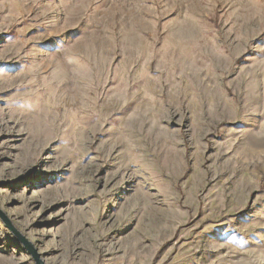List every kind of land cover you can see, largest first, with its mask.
Returning <instances> with one entry per match:
<instances>
[{
    "label": "rangeland",
    "instance_id": "1",
    "mask_svg": "<svg viewBox=\"0 0 264 264\" xmlns=\"http://www.w3.org/2000/svg\"><path fill=\"white\" fill-rule=\"evenodd\" d=\"M0 1V264H264V0Z\"/></svg>",
    "mask_w": 264,
    "mask_h": 264
},
{
    "label": "bare ground",
    "instance_id": "2",
    "mask_svg": "<svg viewBox=\"0 0 264 264\" xmlns=\"http://www.w3.org/2000/svg\"><path fill=\"white\" fill-rule=\"evenodd\" d=\"M10 1H13V0H10ZM20 2L26 3L27 0H20ZM3 6L6 7L5 11L8 12L9 9L7 8L5 4H0V9L4 8ZM2 18H6V16L4 15L3 17H1V19ZM13 54L14 52L12 50L8 51L7 49H4L2 55L3 57L7 58V57H11ZM41 67H44V66L40 65L37 68V70H33L30 73V76L28 78H32L33 81H35L37 85H39L40 87H45L46 83H48L49 81L46 82L45 80H43V77L40 76L39 71L41 70ZM17 80L19 79L16 77H13L10 80H4L0 82V89L4 87H8L11 84H14L15 81ZM53 86L56 89V91H59L58 94L55 96V101L52 102V104H55L54 108L56 106H60V101L62 97L61 91H65L66 94L70 93L71 95L70 103L66 104L64 106V109L61 108L60 106L59 110L52 109V111L46 112V113H44V109L42 108L35 110L33 114L34 113H37V114L33 115L34 116L33 119L29 121L30 124H27V122L21 118V113L16 108H12V110L7 113L8 118L9 119L11 118L13 120L14 126L18 127L19 130L26 131V134H28V136H30L31 137L30 139L32 140H38V141L45 140L46 141L54 137L59 129L60 122L58 123V121L62 118V114L71 116L75 112L80 113L81 110L85 109V105L87 104V101H84V98H80L78 96L81 92V87L75 84L74 81H71L66 78H63V79L60 78V79H56V83ZM78 118H79V115H77L76 118L73 117V120H77ZM81 123L83 122L81 121ZM82 136H83V133H82ZM79 140H80L79 137H76L75 141H79ZM132 249L135 253H137L139 249L138 242H136L132 246Z\"/></svg>",
    "mask_w": 264,
    "mask_h": 264
},
{
    "label": "water",
    "instance_id": "3",
    "mask_svg": "<svg viewBox=\"0 0 264 264\" xmlns=\"http://www.w3.org/2000/svg\"><path fill=\"white\" fill-rule=\"evenodd\" d=\"M0 217L3 219L4 223L6 224V226H8V227L11 229V227H10V223L6 220V218L4 217V215H3L1 212H0ZM11 230H12V229H11ZM23 243H24V245H25V248H27V249L33 254L36 263H37V264H42V263L40 262V260H38V256H37V254L35 253V251L32 249L31 245L28 244V243H26V242H23Z\"/></svg>",
    "mask_w": 264,
    "mask_h": 264
}]
</instances>
